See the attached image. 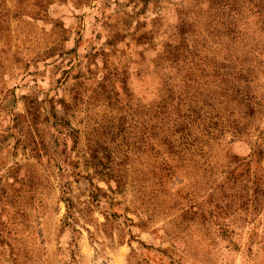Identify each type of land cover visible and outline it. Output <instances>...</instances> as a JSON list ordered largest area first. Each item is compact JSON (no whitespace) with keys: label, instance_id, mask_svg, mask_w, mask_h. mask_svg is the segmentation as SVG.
Here are the masks:
<instances>
[{"label":"rangeland","instance_id":"rangeland-1","mask_svg":"<svg viewBox=\"0 0 264 264\" xmlns=\"http://www.w3.org/2000/svg\"><path fill=\"white\" fill-rule=\"evenodd\" d=\"M0 264H264V0H0Z\"/></svg>","mask_w":264,"mask_h":264}]
</instances>
